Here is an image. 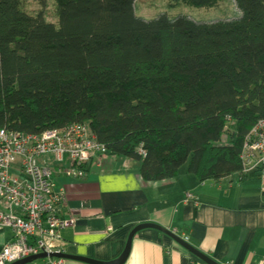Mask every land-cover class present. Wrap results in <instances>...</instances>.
Listing matches in <instances>:
<instances>
[{"label":"trees","instance_id":"16d2710c","mask_svg":"<svg viewBox=\"0 0 264 264\" xmlns=\"http://www.w3.org/2000/svg\"><path fill=\"white\" fill-rule=\"evenodd\" d=\"M135 1L0 0V130L86 125L143 182L183 167L200 183L247 177L243 139L264 120V0H233L239 17L210 23L146 20Z\"/></svg>","mask_w":264,"mask_h":264},{"label":"crops","instance_id":"0c3cea01","mask_svg":"<svg viewBox=\"0 0 264 264\" xmlns=\"http://www.w3.org/2000/svg\"><path fill=\"white\" fill-rule=\"evenodd\" d=\"M138 168V162L108 157L101 171L92 169L84 179L53 178L62 191L58 215L74 219L72 228L59 233L65 254L115 261L134 227L154 224L179 232L216 264H264V167L247 177L232 174L202 183L185 169L173 179L143 182ZM187 193L198 198L196 205L185 201ZM11 240L9 229L0 230V250ZM122 264L204 263L147 228L133 236Z\"/></svg>","mask_w":264,"mask_h":264},{"label":"built area","instance_id":"2783aa9c","mask_svg":"<svg viewBox=\"0 0 264 264\" xmlns=\"http://www.w3.org/2000/svg\"><path fill=\"white\" fill-rule=\"evenodd\" d=\"M108 157L86 125L70 124L40 135L0 130V230L12 233V240L0 250V264L64 253L59 233L72 228L74 219L58 215L62 191L53 178L84 179L92 169L101 171ZM239 160L242 175L264 167V120H258L244 137ZM184 198L194 205L198 202L188 193ZM170 233L187 243L179 232Z\"/></svg>","mask_w":264,"mask_h":264},{"label":"rangeland","instance_id":"374dc122","mask_svg":"<svg viewBox=\"0 0 264 264\" xmlns=\"http://www.w3.org/2000/svg\"><path fill=\"white\" fill-rule=\"evenodd\" d=\"M28 8H35V5L32 4ZM134 8L136 16H140L146 20L165 15L170 19L177 16H185L195 22L210 23L216 20L235 19L240 15L233 0H223L215 7L202 9L192 8L183 4L170 7L167 4V0H136ZM44 11L45 19L54 23L55 19L50 4H48ZM182 169L185 168L183 167Z\"/></svg>","mask_w":264,"mask_h":264},{"label":"water","instance_id":"95a60500","mask_svg":"<svg viewBox=\"0 0 264 264\" xmlns=\"http://www.w3.org/2000/svg\"><path fill=\"white\" fill-rule=\"evenodd\" d=\"M147 228L158 230L161 233H163L164 235L168 236L178 246H180L182 249H184L185 251H187L188 253H190L194 257H196L198 260H200L204 264H216L212 260L207 258L205 255H203L202 253H200L199 251H197L196 249H194L193 247L188 245L187 243L181 241L178 237H175L174 235H172L166 229H163V228H161V227H159L157 225H154V224H140V225H137L136 227H134L129 232V234L127 236V239H126V242H125V246H124V249H123L122 253L120 254V256L115 261H112V262H100V261H96V260L89 259V258L68 255V254H65V253H51L49 255L38 254V255H35V256H31V257H28L26 259H23V260H20L18 262H15L13 264H29V263H32L34 261L42 260V259H45V258H55V259H61V260H73V261H77V262L84 263V264H122L125 261L127 255H128L130 243H131V240H132L133 236L137 232H139L140 230L147 229Z\"/></svg>","mask_w":264,"mask_h":264},{"label":"bare ground","instance_id":"6f19581e","mask_svg":"<svg viewBox=\"0 0 264 264\" xmlns=\"http://www.w3.org/2000/svg\"><path fill=\"white\" fill-rule=\"evenodd\" d=\"M259 170V169H258Z\"/></svg>","mask_w":264,"mask_h":264}]
</instances>
